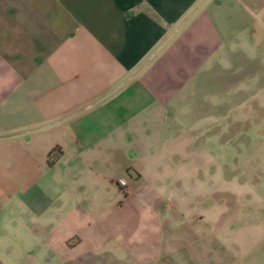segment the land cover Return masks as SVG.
Listing matches in <instances>:
<instances>
[{
  "label": "crops",
  "instance_id": "0c3cea01",
  "mask_svg": "<svg viewBox=\"0 0 264 264\" xmlns=\"http://www.w3.org/2000/svg\"><path fill=\"white\" fill-rule=\"evenodd\" d=\"M207 1L0 0V264H264V240L196 236L202 132L139 68Z\"/></svg>",
  "mask_w": 264,
  "mask_h": 264
},
{
  "label": "rangeland",
  "instance_id": "374dc122",
  "mask_svg": "<svg viewBox=\"0 0 264 264\" xmlns=\"http://www.w3.org/2000/svg\"><path fill=\"white\" fill-rule=\"evenodd\" d=\"M260 5L256 0L207 1L139 66L150 84L163 83V100L174 107L177 130L183 127L193 136L202 132L201 138L192 136L189 168L198 166L204 182L186 193L188 209H199L201 216L196 236H210L207 231L213 229L216 237L264 240ZM180 73L189 78L182 81ZM173 80L183 86L172 92ZM181 234L193 235L191 227Z\"/></svg>",
  "mask_w": 264,
  "mask_h": 264
},
{
  "label": "built area",
  "instance_id": "2783aa9c",
  "mask_svg": "<svg viewBox=\"0 0 264 264\" xmlns=\"http://www.w3.org/2000/svg\"><path fill=\"white\" fill-rule=\"evenodd\" d=\"M118 183L122 187V189L125 191L126 190V180H125V178L118 179Z\"/></svg>",
  "mask_w": 264,
  "mask_h": 264
},
{
  "label": "trees",
  "instance_id": "16d2710c",
  "mask_svg": "<svg viewBox=\"0 0 264 264\" xmlns=\"http://www.w3.org/2000/svg\"><path fill=\"white\" fill-rule=\"evenodd\" d=\"M54 150H56V149H54ZM53 153H49V160L47 161L49 164H51L54 160H51V155H52Z\"/></svg>",
  "mask_w": 264,
  "mask_h": 264
}]
</instances>
